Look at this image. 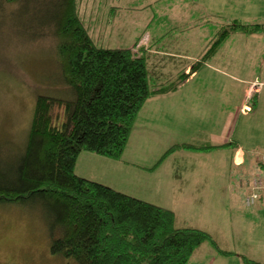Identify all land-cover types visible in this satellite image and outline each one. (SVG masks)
Wrapping results in <instances>:
<instances>
[{"label": "rangeland", "instance_id": "rangeland-1", "mask_svg": "<svg viewBox=\"0 0 264 264\" xmlns=\"http://www.w3.org/2000/svg\"><path fill=\"white\" fill-rule=\"evenodd\" d=\"M35 1L21 0L9 4L5 23L0 25V173L8 172L24 150L36 98H74L57 57L59 39L55 37L54 22L56 0ZM173 6L185 8V20L171 16L170 7ZM78 10L87 26L99 20L97 28H100L99 23L105 26L107 21V27L102 28L101 38L99 30L96 31L94 41L100 38L98 47L126 48L146 31L153 33L154 39L149 41L151 48L174 52L187 49L188 56L199 57L198 60L206 54L223 29L228 30L236 23L261 25L257 35L243 32L241 36L242 33L233 35V32H229L226 42L205 61L198 70L197 78L186 86L184 92L188 91L186 94L190 95L188 99L185 98L184 105L195 108V97L190 92L197 93L198 90L208 94L205 99V96L198 95V99H204V102L211 100L212 103L214 91L218 94L220 90L221 100L218 101L216 95L212 110L209 105L203 110L196 108L199 116L190 108L181 113L178 117L181 121L185 120L182 122L186 124L184 130L179 126L181 123L176 113L171 111L166 127L169 135L173 134L174 137L170 147H167L169 151L173 149L171 158L166 159L167 154L161 153L159 146L141 136L147 124L148 108L139 113L134 133L128 142L130 151L139 152L141 145L142 151H148V154L135 156L139 160L138 166L142 168L150 169L159 160L166 159L161 173L171 174L173 168L181 174L189 172L194 174L196 188L200 189L207 183L210 191H216L219 185L221 190L237 196V189L240 192L239 187L244 184L240 182L247 170L252 172L254 169L250 168L256 161L264 163V106L256 100L258 107L253 113L250 110L241 114L244 105L254 108L256 102L247 97L246 80L254 81L256 76L262 78L264 74V0H78ZM182 33L191 35L187 39ZM172 41L177 45L173 46ZM178 45H182L180 50L176 49ZM144 46L145 41L138 43L135 51L138 54L147 53ZM161 57L162 67L148 61L149 83L153 79L154 84L166 86L184 70L175 68L166 55ZM155 61L156 56L152 59V62ZM191 63L195 65V59H190ZM260 90V84H252L249 97ZM228 113L231 116H227ZM224 126H227V131L230 130L226 142L232 138L239 142L244 153H252L248 156L247 166L235 165L232 146L197 152L181 147L183 144L215 146L210 133H222ZM87 153L90 154L83 152L84 155ZM92 157H95L94 162L85 161L86 170L94 171L91 175L93 179L89 180L105 185L110 182L115 188L123 190L120 192L157 206L159 203L169 204L168 197L152 196L142 188V183L136 177L142 176L144 170L137 171L132 165L128 167L106 157L100 158L103 156ZM107 170L116 175L106 176L109 182L101 178ZM203 175H206V181L202 180ZM127 176L126 187L121 178ZM192 178L190 176L188 180L184 176V189L176 197L179 201L171 205L178 212L175 226L202 230L212 237L220 250L235 255H223L205 242L196 248L187 264H236L235 259L239 264L242 263L240 256L257 261L264 254V217L254 216L253 221L249 220L250 217L243 218L239 212L244 208L233 204L231 196L227 194L221 199L214 192L212 205L200 203L202 196L193 191L189 182ZM253 180L246 182L248 188L245 186V191H250ZM131 184L134 186L130 187ZM255 187L264 189L261 188V180L255 183ZM261 209L264 210V207ZM38 212L39 209L30 204H0V264H77L51 253L52 236L46 220Z\"/></svg>", "mask_w": 264, "mask_h": 264}, {"label": "trees", "instance_id": "trees-1", "mask_svg": "<svg viewBox=\"0 0 264 264\" xmlns=\"http://www.w3.org/2000/svg\"><path fill=\"white\" fill-rule=\"evenodd\" d=\"M19 1L0 0V25L5 23L7 6ZM55 2L57 57L74 98H36L24 150L8 172L0 173V204L38 208L52 236L51 253L77 264H187L205 242L223 255H235L220 250L202 230L177 228L174 211L80 177L75 166L83 152L121 159L149 98L178 89L229 32H256L261 25L236 23L223 29L189 73L184 70L170 84L158 86L149 83L148 53L138 54L137 45L98 47L80 16L78 0ZM256 105L257 101L254 109ZM228 146L233 156L241 149L234 139L217 146L184 144L183 148L197 152ZM251 154L244 153L243 163L237 166H247ZM254 163L250 168L254 170H247L242 178L254 173V180H261L264 188V163ZM255 192L256 204L249 206L246 194V206L264 207V189ZM240 257L243 264H264Z\"/></svg>", "mask_w": 264, "mask_h": 264}, {"label": "crops", "instance_id": "crops-1", "mask_svg": "<svg viewBox=\"0 0 264 264\" xmlns=\"http://www.w3.org/2000/svg\"><path fill=\"white\" fill-rule=\"evenodd\" d=\"M116 1H118V0H116ZM115 8L116 7H114V9ZM170 11H171V16L172 17L182 18V19L185 20L186 11H185L184 7L181 8V7H178V6H173V7H170ZM189 17H188V19H189ZM98 21L99 20L93 21L92 25L87 26L88 32L91 35V38L93 39V41L95 40L96 31L99 30L98 35L101 38L102 28L105 29V27H107V21H106L105 26L103 24L99 23L100 28L99 27L97 28ZM257 29H259V28H257ZM183 31L187 32L185 29ZM257 31L256 32H247V34L250 33L251 35H255V34L257 35L259 33ZM237 33H242V34H240L241 36H243V34H244L242 31H235V32H233V35L237 34ZM181 35L182 36H184V35L186 36V34H184V33H182ZM190 35L191 34L188 33L186 38L188 39V37ZM100 38H98V41H97L98 43L100 41L99 40ZM151 39H154L153 38V33L149 34V33H147L145 31L144 33H142L135 40V42L131 46L126 47V48L135 47L138 43L140 44L141 42L145 41L146 47L144 46V48H145V50L148 53V61H150L151 64L154 63V64L159 65L160 67H162L160 65V63L163 62V61H161L162 60L161 56L166 55L167 57H169L172 60V62L174 63L175 68H179L180 67L181 70H185V73L190 72V69L193 67L192 63L190 64V59H195V61H197L199 59V57L191 58L190 56H188V50L187 49H185L183 51H175L174 52V51H168V50L165 51V50L159 49V47L151 48L150 47L151 43H149V41ZM97 42H95V43L97 44ZM258 42H259V39H258ZM258 42L257 43H253L252 42V43L254 45H257ZM172 45L176 46L177 43L174 44V41H172ZM181 47H182V45H178L176 49L180 50ZM185 47L187 48L188 46H185ZM163 51H165V52H163ZM253 51L254 50L251 48V52H253ZM216 52H218V48L216 49L215 53ZM155 56H156L157 61L152 62V59H155ZM209 67H212V66H209ZM198 73H199V71L194 73L183 84H181L178 87V89H176L175 91L169 92V93L164 94V95H160L159 94V95H156V96H153V97L149 98L147 100V102L145 103L144 107L142 108V110H144V108H148V114L146 115L147 116V124H145L144 130L141 132V136H143L142 138H145V140L148 139L149 142L153 143L157 147L159 146L161 153H164V154L166 153L167 154V151H169V148H167V147H170V145H171L170 143H171V141L174 138L173 134L169 135V131L166 129V127H168L167 118L170 115L171 111H174L176 113L177 120H178L179 123H181V124H179V126L181 127V130H184V129H186V124H182V122H184L185 120L181 121L179 119V117H178L181 113H183L184 111H186V110H188L190 108V110L194 114L199 116L196 108L198 110H200V109L203 110L204 108L206 109L207 106L209 105L210 106V110H212L211 109L212 106H215V102L214 101L216 100V95H218V97H217L218 101L221 100V91L220 90L218 91V94H216V92L214 91V93H213V103L211 102V100L210 101L206 100L204 102V99L208 96V94H207V92L204 93V92L198 90L197 93H196V91L190 92L195 97L194 98L195 105L193 106L195 108H192L189 105H184V103L186 102L185 98L188 99V96L190 95V94H186L188 91L184 92V90H185L186 86L189 83L193 82L197 78ZM262 73H264V70H262ZM263 78H264V74L262 75V78H260L259 76H256V80L252 81V80L248 79V80H246V82L248 83V89H247L248 95H247V97L251 101H253L256 98L257 101L258 100L261 101L263 106H264V81H262ZM151 81H152V83H154L153 79ZM255 83H258V84L261 85V90L259 92H256V94H254L252 99H251V97H249V91H250L251 85L252 84L255 85ZM198 95H203L205 97H204V99L200 100V99L197 98ZM210 97H211V95H210ZM257 107H256V109H257ZM249 111H250V113H253L254 108H252L249 105H244L243 108H242L241 114H243L244 112H245V114L249 113ZM227 116H231V115H229V113H228ZM227 126H224L222 133H218V132L210 133L211 135L209 137H211V141H213L215 143V146L216 145H220L218 143H220L222 141L226 142V139L228 138L229 132H230V130L227 131ZM220 129H222V128H220ZM132 133H134V130H133ZM141 139L139 140V143L141 142ZM223 144H225V143H223ZM175 146H177L178 148L180 147V145H175ZM181 147L183 148L182 145H181ZM142 150H143V145L138 147V151L139 152H135V150L134 151H130L129 150V144H127V147H126L121 159H118V160L117 159H112V160H114L116 162H119V163H122V164H125L128 167L132 165V167L136 168L137 171H141V170L143 171L144 170L145 172L143 173L142 176L136 177V179L142 183V188L144 190H147L152 196L168 197L169 198L168 200H170L169 204L159 203L158 205L160 207L168 208V209L174 211L176 217H177V213L178 212L171 205L177 204L178 201H179L178 198H176V197L184 189V185H182V181L183 180L185 181L184 176H186L188 178V180L190 179V176L193 177L191 179V181H189V182L191 183V185L193 187V191L197 192L198 194H200L202 196V198L200 199V203L207 202V203L212 205L211 196L213 195L214 192L218 193V196L221 199H222L223 195L227 194L228 197L231 196V198H232L231 202L233 204H238L239 205L238 207L244 208L242 211L239 212L240 215H242L243 218L250 217L249 220L253 221L252 217H254V216H260L261 218L264 217V210H262L261 207L257 206V207H255V209H253V208H248L246 206V204H245V196H246V194L250 193L251 188H252V187H250V191H245L244 189H245V186H246V182L247 181L249 182L251 179H255V177H257V176H251V177H248V178H243V180L240 183L241 184L244 183V184H243V186L239 187L240 192L237 189V192H238L237 196H232L230 191H228V193H226L227 191L221 190L219 185H218V190H216V191H214V190L210 191V189L207 186V183H204L200 187V189H198V188L195 187L196 183L194 182V174H190L189 172H186L185 174H181L179 171L175 172L174 168L172 169V173L171 174L161 173L163 171V168H164L163 167L164 166V162H165L166 159L171 158L172 151L167 154V158L164 161L163 160L162 161L159 160L152 168L145 169V168H142V167L138 166L139 160H137V158L135 157L139 153L148 154V151H142ZM244 152H245V150H243L241 148L235 154L234 163L236 165L241 164V162L244 160ZM92 156H96V155H93V153H90V154L87 153L85 155L83 153H81L79 155V157L77 159L76 166H75V172H76V174L78 176L83 177V178L88 179V180L89 179H93V178H91V175H93L94 171L90 170L88 172L86 170V166H85V161L88 162V163L94 162L93 160H94L95 157H92ZM131 157H134V158H132V162L130 163L129 160H130ZM100 158H105V157H100ZM109 159H111V158H109ZM263 170H264V168H263ZM113 171H117V170H113ZM83 173H86V174H83ZM158 175H162V176L157 178ZM106 176L113 177V176H116V175L113 174L112 172H110L109 170L105 171L101 175L102 179H104L105 181L109 182V179L106 178ZM262 177H261V179L263 180L264 179V174H262ZM128 178H129V176H127L125 178H121L123 183H124V185L126 187L128 185V183H127ZM202 180L203 181L207 180L206 175H203ZM251 184L253 185V183H251ZM107 186H110V187L114 188L117 191L119 190V192L121 190L119 188H115V186H112L110 182H109V184H107ZM129 186L133 187L134 185L131 184ZM246 188H248V186H246ZM121 191H123V190H121ZM252 210H256V212L254 213V211H252ZM175 223H176V221H175ZM220 257H223V256H220ZM257 261L261 262V263H264V254L261 255L260 258L257 259ZM235 262H236V264H238L239 261L237 259H235ZM239 264H243V263L240 262Z\"/></svg>", "mask_w": 264, "mask_h": 264}, {"label": "built area", "instance_id": "built-area-1", "mask_svg": "<svg viewBox=\"0 0 264 264\" xmlns=\"http://www.w3.org/2000/svg\"><path fill=\"white\" fill-rule=\"evenodd\" d=\"M255 183H257L256 180L253 183L254 185H253L252 191L249 193V195L246 199V202L249 206L255 205L257 200H258V194L255 192L256 189H258V188L255 187ZM263 204H264V200H263Z\"/></svg>", "mask_w": 264, "mask_h": 264}]
</instances>
